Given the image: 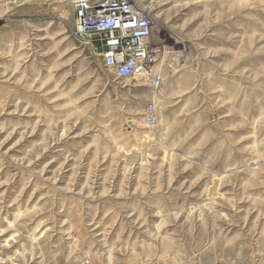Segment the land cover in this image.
<instances>
[{
  "label": "rangeland",
  "instance_id": "1",
  "mask_svg": "<svg viewBox=\"0 0 264 264\" xmlns=\"http://www.w3.org/2000/svg\"><path fill=\"white\" fill-rule=\"evenodd\" d=\"M132 2L166 42L121 80L0 0V264H264V0Z\"/></svg>",
  "mask_w": 264,
  "mask_h": 264
},
{
  "label": "built area",
  "instance_id": "2",
  "mask_svg": "<svg viewBox=\"0 0 264 264\" xmlns=\"http://www.w3.org/2000/svg\"><path fill=\"white\" fill-rule=\"evenodd\" d=\"M73 9V33L99 48L103 65L121 80L135 78L150 70L161 54L151 44L153 20L132 0H68ZM159 80L156 79L155 86ZM153 111L146 109V122H154Z\"/></svg>",
  "mask_w": 264,
  "mask_h": 264
},
{
  "label": "bare ground",
  "instance_id": "3",
  "mask_svg": "<svg viewBox=\"0 0 264 264\" xmlns=\"http://www.w3.org/2000/svg\"><path fill=\"white\" fill-rule=\"evenodd\" d=\"M165 42H166V40L157 39L156 36H154L153 33L151 32V44L152 45H160L161 43H164L165 44ZM150 71H151V69L148 71V74H150Z\"/></svg>",
  "mask_w": 264,
  "mask_h": 264
}]
</instances>
